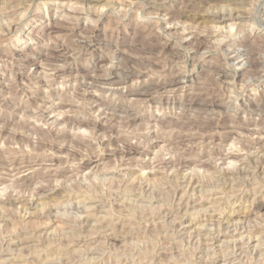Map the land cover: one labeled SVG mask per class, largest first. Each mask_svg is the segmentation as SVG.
I'll return each mask as SVG.
<instances>
[{"label":"rangeland","instance_id":"374dc122","mask_svg":"<svg viewBox=\"0 0 264 264\" xmlns=\"http://www.w3.org/2000/svg\"><path fill=\"white\" fill-rule=\"evenodd\" d=\"M263 1L247 0L248 21L232 28L204 22L207 10L228 7L225 0H0V260L6 263L10 241L37 236L47 224L64 229L62 239L56 231L53 243L37 246L70 244L63 264L90 258L89 264H205L225 251L236 264H264V245L256 253L232 242L216 245L217 226L209 222L208 230H185L192 192L181 184L186 175L210 182L247 166L237 197L232 186H221L227 191L221 209L240 220L231 230L264 231ZM162 5L166 12L158 11ZM32 167L37 172L29 179H15ZM150 176L153 187L139 184ZM48 189L65 206L30 215L29 201ZM89 206L109 221L87 224ZM110 224L113 229L103 230ZM95 226L100 230L93 236Z\"/></svg>","mask_w":264,"mask_h":264},{"label":"bare ground","instance_id":"6f19581e","mask_svg":"<svg viewBox=\"0 0 264 264\" xmlns=\"http://www.w3.org/2000/svg\"><path fill=\"white\" fill-rule=\"evenodd\" d=\"M203 1H205V0H203ZM208 1V0H207ZM212 1V0H211ZM225 1H227L228 3L226 4V6H228V7H231V9L230 8H228V7H223V6H221V8L220 9H216V10H207L208 12H206V13H204V15H203V17L204 18H206V19H208V20H206V21H204L205 23L208 21V22H210V23H212V24H215V25H217V27L218 26H232V28L234 27L235 28V26H237L236 24H243V23H245V21H248V19H246V17L248 16V13H247V11H248V9L245 7L247 4H248V2H247V0H225ZM231 1V2H230ZM56 2V1H55ZM264 2V1H263ZM250 3V2H249ZM204 4V3H203ZM152 5V4H151ZM249 5V4H248ZM78 6V5H77ZM249 7V6H248ZM214 9V8H213ZM158 11H162V12H166L167 10H166V7L164 6V5H162L161 7H159L158 8ZM156 13V12H155ZM169 13V12H168ZM170 14V13H169ZM162 16V15H161ZM167 16H168V14H167ZM249 16H250V14H249ZM162 18V17H161ZM194 18V17H193ZM201 19H203L202 18V16H201ZM252 19V18H251ZM251 19H250V21H251ZM257 20V17L256 18H254V20ZM201 21H203V20H201ZM253 21V20H252ZM254 22V21H253ZM54 23V22H53ZM171 23V22H170ZM255 23V22H254ZM259 23V22H258ZM169 25V24H168ZM224 26V27H225ZM255 26V24L252 26V27H254ZM203 28V27H202ZM233 30V29H232ZM202 34V33H201ZM236 34V33H235ZM208 35V34H207ZM252 36V35H251ZM259 36V35H258ZM251 38V37H250ZM261 38V37H260ZM250 40V39H249ZM253 40V39H252ZM258 40V39H257ZM264 40V39H263ZM185 40H183V42H184ZM251 41V40H250ZM182 42V43H183ZM222 42V41H221ZM249 43H251V42H249ZM255 43V42H254ZM235 44V43H234ZM245 44V43H244ZM247 44V43H246ZM246 44H245V46H246ZM253 44V43H252ZM255 45V44H254ZM253 45V47H255ZM259 45H260V42H259ZM263 45V44H262ZM252 46V45H251ZM247 47V46H246ZM257 48V47H256ZM252 49V48H251ZM258 49V48H257ZM247 51V50H246ZM245 51V52H246ZM248 52H250V51H248ZM236 53V52H235ZM227 54V53H226ZM232 55H234V54H232ZM26 58V57H25ZM236 58V57H235ZM25 61V60H24ZM185 74V73H184ZM182 75V74H181ZM178 78V77H177ZM181 81V80H180ZM171 82V81H170ZM176 82V81H175ZM178 82V81H177ZM163 84V83H162ZM157 87H159V86H157ZM158 89V88H157ZM154 92V91H153ZM160 92V91H159ZM187 92V91H186ZM190 93H191V91H189ZM193 95H197V94H193ZM199 97V96H198ZM77 100V99H76ZM81 101V100H80ZM252 101V100H251ZM254 102V101H253ZM252 104V103H251ZM253 106V105H252ZM257 106V105H256ZM255 106V107H256ZM105 107V106H104ZM107 109V108H106ZM200 109V108H199ZM204 109V108H203ZM259 109V108H258ZM196 110V109H195ZM201 110V109H200ZM213 110V109H212ZM198 111V110H197ZM205 111V110H204ZM259 111H260V109H259ZM211 112V111H210ZM251 112V111H250ZM209 113V112H208ZM252 113V112H251ZM203 115V114H202ZM211 115V114H210ZM219 118V117H218ZM252 125V124H251ZM253 126V125H252ZM155 128V127H154ZM255 128V127H254ZM257 128V127H256ZM234 130V129H233ZM260 132V131H259ZM259 135V134H258ZM260 137V136H259ZM161 138V137H160ZM57 141V140H56ZM158 141V140H157ZM257 142V141H256ZM62 145H64V144H62ZM255 148V147H254ZM60 149V148H59ZM129 150V149H128ZM263 150H264V148H263ZM261 153V152H260ZM51 154V153H50ZM56 154V153H55ZM232 154V153H231ZM259 153H257V155H258ZM261 159H262V161L264 162V154H262L261 156H259ZM258 157V158H259ZM162 159V158H161ZM227 159V158H226ZM223 160V159H222ZM246 160V159H245ZM151 162V161H150ZM227 162V161H226ZM99 164V163H98ZM42 165H44V164H42ZM46 165V164H45ZM244 165V164H243ZM249 165V164H248ZM36 166V165H35ZM241 166V165H240ZM26 167V166H25ZM24 167V168H25ZM29 167V166H28ZM97 167V166H96ZM244 167H247V166H244ZM243 166L241 167V168H237L238 170H237V172H235V173H230V174H228V175H226L225 177H224V179H222V180H211L210 182H207L209 179H207L206 181H204V178H203V180H200V178L198 179L197 177H188L187 175L186 176H184V178H183V182H181V184L182 185H186V189H190L191 190V192L192 193H190V191H189V193H190V195L186 198V200H187V205H185L184 203H185V199H184V192L183 191H187V190H184V188L182 187V185H181V187L183 188V190L180 192L181 193V195H180V197H182L185 201H184V205H185V207H186V210L187 211H191V215H193L192 216V218H191V221H189L188 222V227H190V228H185V230H193V232L194 233H196L195 231H204V230H208V222L212 225V226H217L215 229H213V231L209 228V230H211L212 232H214V230H216L215 231V233L214 234H216V236H213V237H215L213 240H214V242L216 243V245L217 244H220V246H222V245H224V244H228V243H230V242H232V243H234V245H235V247L237 246V248H239L238 246H243V245H246V247H248L249 249H251L252 251H254V253H256V252H258V251H260L261 250V248H262V245H264V231L260 234V236H252V235H250V233H248L247 232V230L245 231V230H239V229H234V228H232L233 230H231V227H232V225H233V223L235 224V223H240V220H238L237 218V220L239 221H233V220H231V218H230V216H228L227 217V215H225V213L223 212V210L221 209V206H222V201L223 200H225V196H224V194L226 193L227 194V191H225L224 192V188L223 189H221V186L222 185H224L225 187H226V185H230V186H232L233 188H234V192L232 193V191H231V193L232 194H230V192H228V194H230V195H233V196H231V197H237V191L239 192V190L238 189H240V188H238V185L241 183V182H246L247 180H248V170H247V168L245 169ZM34 168H36V167H32V168H29V169H27V170H24V171H22V172H25V173H28V175H24V176H19V172H17L15 175H14V177H15V179H17V180H19V181H25V180H27V179H29L30 178V175L31 174H36V172H37V169L36 170H33ZM23 169V168H22ZM130 170V169H129ZM131 170H132V168H131ZM164 170V169H163ZM189 170V169H188ZM258 170V169H257ZM48 172H50V175L49 176H57L58 175V172H56L57 170H47ZM133 171V170H132ZM172 171V170H171ZM192 171V170H191ZM222 171V170H221ZM264 171V167H263V169H262V172ZM148 172H150V171H148ZM194 172V171H193ZM192 172V173H193ZM205 172V171H204ZM261 172V171H260ZM150 173H152L151 175L153 176L154 174H156L157 173V171H154V168H153V172L151 171ZM159 173V172H158ZM93 174V173H92ZM145 174V173H144ZM166 174H168V173H166ZM215 174V173H214ZM223 174V173H222ZM261 174V173H260ZM141 175V174H140ZM216 175V174H215ZM215 175H213L214 177H216ZM264 175V174H263ZM17 176V177H16ZM31 176H33V175H31ZM156 176V175H155ZM221 176V175H220ZM21 177V178H20ZM77 177V176H76ZM108 177V176H107ZM137 177V176H136ZM141 177V176H140ZM146 177V176H145ZM157 177V176H156ZM206 177V176H205ZM217 177H218V175H217ZM255 177V176H254ZM152 178L153 177H147V178H144L145 179V181H141V182H139V180H137V182H139V184L140 185H147L148 187H153L152 185H153V180H152ZM155 178V177H154ZM163 178V177H162ZM222 178V177H221ZM221 178H219V179H221ZM11 179V178H10ZM84 179V178H83ZM137 179H140V178H137ZM174 179V178H173ZM262 179V178H261ZM264 179V178H263ZM263 179H262V181H263ZM118 180V179H117ZM133 180H135V179H133ZM256 180V179H255ZM82 181V180H81ZM112 181H113V179H112ZM161 181H163V180H161ZM75 182V181H74ZM80 182V181H79ZM118 182V181H117ZM132 182H135V181H132ZM165 182V181H164ZM175 182V181H174ZM259 182V181H258ZM129 183V182H128ZM222 183H224V184H222ZM21 184V183H20ZM110 184H111V182H110ZM137 184V183H136ZM165 184V183H164ZM164 184H160V185H164ZM260 184V183H259ZM57 185V184H56ZM129 185V184H128ZM139 185V186H140ZM157 185V184H156ZM160 185L158 184V186L160 187ZM255 185V184H254ZM253 185V186H254ZM15 186V185H14ZM109 186V185H108ZM131 186V185H130ZM133 186V185H132ZM135 186V185H134ZM157 186V187H158ZM236 186H237V188H236ZM263 186H264V184H263ZM126 187V186H125ZM141 187V186H140ZM145 187V186H144ZM148 187H145L146 189L148 188ZM155 187V186H154ZM156 187V188H157ZM158 187V188H159ZM242 187V186H241ZM257 187V186H256ZM259 187V186H258ZM55 188V187H54ZM129 188V187H128ZM150 188H148V189H150ZM236 188V189H235ZM127 189V188H126ZM131 189V188H130ZM135 188H133V190H134ZM142 189V188H141ZM242 189V188H241ZM253 189V188H252ZM252 189H250V191L252 192ZM255 189V188H254ZM257 189V188H256ZM90 190V189H89ZM125 190V189H124ZM144 190V189H143ZM152 190V189H151ZM155 190V189H154ZM165 190V189H164ZM228 190H230V189H228ZM14 191V190H13ZM138 191V190H137ZM146 191V190H145ZM150 190H148V192H149ZM156 191V190H155ZM180 191V190H179ZM241 191V190H240ZM249 190H248V192H250ZM253 191H255V190H253ZM67 192H68V190H67ZM94 192V191H93ZM124 192V191H123ZM130 192V191H129ZM147 192V193H148ZM152 192H154L153 190H152ZM160 192V191H159ZM183 192V193H182ZM244 192V191H243ZM247 192V193H248ZM89 193H91V192H89ZM97 193V192H96ZM96 193L94 192V195H96ZM161 193V192H160ZM165 193V192H164ZM187 193H188V191L186 192V196H187ZM241 193V192H240ZM255 193V192H254ZM260 193V192H259ZM99 194V193H98ZM150 194H151V192H150ZM225 194V195H226ZM242 194V193H241ZM54 195H56V196H54ZM65 195V194H64ZM71 195V194H70ZM149 195V194H148ZM219 195H223L222 197L220 196L219 197ZM243 195V194H242ZM3 196V195H2ZM23 196V195H22ZM32 196V195H31ZM86 196V195H85ZM101 196V195H100ZM100 196H98L99 198H101ZM144 196V195H143ZM167 196H169V195H167ZM255 196V195H254ZM25 197V196H24ZM82 197H83V195H82ZM151 197H152V195H151ZM175 197V196H174ZM60 198H62V196H61V194H57V192H56V190H51V189H48V190H45L43 193H41L39 196H37L35 199H32L31 201H29V210H31V213H30V215H35L36 213H38L39 212V214H41L42 215V212H44L45 210H53V209H56V208H60V207H64L65 205H63L64 203L61 201V199ZM81 198V197H80ZM89 198H90V196H89ZM93 198V197H92ZM91 198V199H92ZM153 198V197H152ZM160 198H161V196H160ZM84 199V198H83ZM90 199V200H91ZM150 199V198H149ZM157 199V198H156ZM167 199H168V197H167ZM180 199V201H181V198H179ZM179 199L177 200L178 202H179ZM233 199H235V198H233ZM90 200H89V202H90ZM103 200V199H102ZM130 200V199H129ZM128 200V201H129ZM132 200V199H131ZM135 200V199H134ZM237 200V199H236ZM85 201V200H84ZM92 201V200H91ZM133 201V200H132ZM76 202H77V200H76ZM122 202V201H121ZM124 202V201H123ZM131 202V201H130ZM153 202V201H152ZM181 202H183V201H181ZM225 202V201H224ZM82 203V202H81ZM91 203V202H90ZM133 204V203H132ZM138 204V203H137ZM238 204H239V202H238ZM120 205H122V204H120ZM226 205V204H225ZM93 206H95V205H93ZM93 206H89V207H87V208H85V209H87L86 210V212H87V215H86V213L84 214V215H86V223L88 224V223H90L91 221H93V220H97V222L98 221H101V222H108L109 221V217H108V215H104L103 216V213H102V215H97L95 212L93 213ZM135 206V205H134ZM139 207H140V205H138ZM138 206H137V210H138ZM145 206V205H144ZM144 206H142V207H144ZM146 206H147V204H146ZM149 206V205H148ZM160 206V205H159ZM162 206H163V204H162ZM166 206V205H165ZM168 206V205H167ZM179 206H180V204H179ZM181 206H183V205H181ZM235 206V205H234ZM21 207V206H20ZM86 207V206H85ZM112 207V206H111ZM119 207V206H118ZM121 207H123V206H121ZM124 207H126V206H124ZM123 207V208H124ZM130 207H132V206H130ZM142 207H140V209L142 208ZM151 207H153L152 205H151ZM158 207V206H157ZM3 208V207H2ZM13 208H14V206H13ZM134 208H136V207H132V209H134ZM145 208V207H144ZM159 208V207H158ZM161 208V207H160ZM184 208V207H183ZM182 208V209H183ZM19 209V208H18ZM97 209V208H96ZM110 209V208H109ZM128 209H130L131 210V208H128ZM146 209V211H147V214H148V210H147V208H145ZM181 209V208H180ZM130 210H126V211H130ZM141 210H143V209H141ZM7 211V210H6ZM140 211V210H139ZM153 211V213L155 212V209H153L152 210ZM166 211H168V210H166ZM27 212H30V211H27ZM47 212V211H46ZM98 212V211H97ZM121 212V211H120ZM133 212H135V210L133 211ZM171 212V211H170ZM184 212H186V211H184ZM1 213L2 214H4V210L2 209L1 210ZM6 213V212H5ZM76 213V212H75ZM127 213V212H126ZM129 213V212H128ZM139 213V212H138ZM142 212H140V214H141ZM145 213V212H144ZM150 213H151V211H150ZM157 213H159V212H157ZM163 213V212H162ZM182 213V212H181ZM180 213V214H181ZM1 214V215H2ZM28 214V213H27ZM98 214H101V212H98ZM155 214V213H154ZM166 214V213H165ZM184 214V213H183ZM188 214V213H187ZM231 214V216H234V217H239L240 218V212L238 211V210H233L232 211V213H230ZM62 215V214H61ZM64 215V214H63ZM114 215V214H113ZM127 215H131V214H127ZM142 215V214H141ZM163 216H164V214H162ZM170 215V214H169ZM6 216V215H5ZM4 215H3V219H5L4 217H5ZM72 216V215H71ZM147 216H149V215H147ZM150 216H151V214H150ZM54 217V216H53ZM79 217V216H78ZM132 217V216H131ZM130 217V218H131ZM136 218H137V216H135ZM141 217V216H140ZM140 217H138V218H140ZM165 217V216H164ZM183 217V216H182ZM187 217H188V215H187ZM22 218V217H21ZM55 218V217H54ZM58 220H59V218L58 217H56ZM83 218V217H82ZM125 218V217H124ZM133 219H134V217H132ZM131 218V219H132ZM152 218V217H151ZM177 218V217H176ZM183 218H186V214H185V217H183ZM243 218V217H242ZM23 219V218H22ZM56 219V220H57ZM127 219V218H126ZM142 219V218H141ZM140 219V220H141ZM241 219V218H240ZM7 220V219H6ZM75 220V219H74ZM83 220V219H82ZM134 220H136V219H134ZM138 220V219H137ZM176 220V219H175ZM8 221V220H7ZM7 221H6V223H7ZM145 221V220H144ZM1 222V221H0ZM25 222V221H24ZM83 222V221H82ZM132 222V221H131ZM159 222V221H158ZM174 222V221H173ZM172 222V223H173ZM257 222V221H256ZM66 223H68V222H66ZM77 223V222H76ZM100 223V222H99ZM129 223V222H128ZM136 223H138L137 221H136ZM171 223V224H172ZM19 224H22V223H19ZM23 224H25V223H23ZM28 224V223H27ZM75 224V223H74ZM80 224V223H79ZM96 224H98V223H96ZM102 224V223H101ZM105 224V223H104ZM109 224V223H108ZM159 224V223H158ZM60 225V224H59ZM75 225H77V224H75ZM81 225H82V223H81ZM80 225V226H81ZM84 225V224H83ZM82 225V226H83ZM91 225H94V223H92ZM237 225V224H236ZM240 225V224H239ZM239 225H237L238 227H239ZM255 225V224H254ZM28 226V225H27ZM43 226V225H42ZM41 226V227H42ZM107 227L106 228H103V230H105V229H108V226H111V224L110 225H106ZM114 226H115V224H114ZM136 226V225H135ZM186 226V227H187ZM234 226V225H233ZM241 226V225H240ZM16 227V226H15ZM25 227V226H24ZM44 228H43V231H42V233L41 234H39L38 233V235L37 236H34V235H31V236H28V237H26L25 236V238H18L17 240H16V238L11 242L10 241V243L9 242H7V243H9V244H7L9 247H6L7 248V250H8V252L3 256V257H5L4 258V261L6 262V263H4L3 261H1V263L3 262L4 264H63V263H65V260L67 259V258H69L70 257V255H69V257H67V254H70V252L68 251V249L67 248H69L68 246L70 245V244H68L67 245V248H65V246L66 245H61V243H60V245L62 246V247H64V248H55V246L54 245H52V244H47V247H45V248H43V246H42V248L43 249H41V248H39L38 246H37V243H38V241L39 240H45L46 242H47V240L46 239H51L52 238V243H53V237L52 236H54V234H55V232L57 231L55 228L54 229H51V228H49L48 226H47V224H46V226H43ZM73 227V226H72ZM112 227V226H111ZM122 227V226H121ZM132 227V226H131ZM138 227V226H137ZM237 227V228H238ZM262 227V226H261ZM19 228V227H18ZM28 228V227H27ZM78 228V227H77ZM81 228V227H80ZM94 228V227H93ZM95 228H97V226H95ZM94 228V233H93V231H91L93 234V236H94V234H98L97 232L100 230V228H102V225H101V227L99 228V230H98V228L97 229H95ZM115 228V227H114ZM130 228V227H129ZM135 229H138L139 230V227L138 228H136V227H134ZM141 228V227H140ZM154 228V227H153ZM214 228V227H213ZM220 228L222 229V230H220ZM12 229H14L15 230V228L13 227ZM35 229H37V228H35ZM57 229H60L59 227L57 228ZM75 229V228H74ZM74 229H73V231H74ZM111 229H113V227L111 228ZM116 229V228H115ZM123 229V228H122ZM127 229V228H126ZM131 229V228H130ZM142 229V228H141ZM165 229H166V227H165ZM180 229V228H179ZM244 229H246V228H244ZM264 229V228H263ZM21 230H23V228L21 229ZM61 230V229H60ZM59 230V231H60ZM67 230V229H66ZM69 230H71V229H69ZM91 230H92V228H91ZM95 230L97 231L96 233H95ZM143 230V229H142ZM249 230V229H248ZM12 231V230H11ZM17 231V230H16ZM26 231V230H25ZM41 231V230H40ZM59 231H57V232H59ZM62 231H64V229H62ZM62 231H60L61 233H60V236H61V239H62ZM72 231V230H71ZM72 231V232H73ZM108 231V230H107ZM114 231V230H113ZM121 231V230H120ZM129 231V230H128ZM132 231H134V229L132 230ZM13 232V231H12ZM36 232V231H35ZM37 232H39V231H37ZM65 232V231H64ZM67 232H68V230H67ZM75 232H76V229H75ZM74 232V233H75ZM87 232H88V230H87ZM90 232V233H91ZM112 232V231H111ZM136 232H137V230H136ZM188 232V231H187ZM191 233H192V231H190ZM207 232V231H206ZM205 232V233H206ZM211 232V233H212ZM11 233V232H10ZM77 233H78V230H77ZM76 233V234H77ZM101 233V232H100ZM107 234H108V232H106ZM110 233V232H109ZM138 233V232H137ZM142 233H144V232H142ZM184 233V232H183ZM15 235V232L14 233H11V236L12 235ZM16 234H17V232H16ZM58 235H59V233H57ZM65 234V233H64ZM111 234V233H110ZM114 234V233H113ZM124 234V233H123ZM133 234V233H132ZM134 234H136L135 232H134ZM133 234V235H134ZM197 234H199V233H197ZM209 234V233H208ZM213 234V235H214ZM255 234V233H254ZM6 235V234H5ZM20 235V234H19ZM24 235V234H23ZM58 235H55V237L57 238L58 237ZM72 235H73V233H72ZM71 235V237H74V235L72 236ZM90 236V237H93V236ZM201 235V234H200ZM203 235V234H202ZM207 235V234H206ZM17 236V235H16ZM70 236V235H69ZM76 236V235H75ZM88 236H89V234H88ZM108 236V235H107ZM114 236V235H113ZM124 236V235H123ZM128 236V235H127ZM187 236V235H186ZM189 236V235H188ZM197 236V235H196ZM24 237V236H23ZM64 237V236H63ZM67 237V236H66ZM80 237V236H79ZM79 237H77V238H79ZM126 237V236H125ZM130 237V236H129ZM191 237V236H190ZM198 237V236H197ZM212 237V236H211ZM210 237V238H211ZM212 237V238H213ZM114 238V237H113ZM189 238V237H188ZM208 238V237H207ZM60 239V238H59ZM66 239V238H65ZM74 239H75V237H74ZM133 239V238H132ZM136 239V238H135ZM12 240V239H11ZM117 240V239H116ZM138 240H139V238H138ZM140 240H142V239H140ZM150 240V239H149ZM212 240V239H211ZM51 241V240H50ZM68 241V240H67ZM145 241H147V240H145ZM152 241V240H151ZM188 241V240H187ZM58 242V241H57ZM143 243L142 244H144V247L146 248V244H148V242H146V244L144 243V240L142 241ZM189 242V241H188ZM205 242V241H204ZM54 243H55V245H56V240L54 241ZM124 243V242H123ZM122 243V244H123ZM137 243V242H136ZM207 243H208V241H207ZM211 243H212V241H211ZM44 244H46V243H44ZM98 244V243H97ZM120 244V243H119ZM141 244V241H140V243H139V245ZM177 244H179V243H177ZM195 244H197V243H195ZM206 244V243H205ZM100 245V244H99ZM126 245V244H125ZM149 245V244H148ZM170 245H171V243H170ZM207 245V244H206ZM59 246V245H58ZM76 246V245H75ZM79 246V245H78ZM90 246H92V245H90ZM131 246H133V244L131 245ZM141 246H143V245H140V247ZM150 246V245H149ZM148 246V247H149ZM152 246H153V244H152ZM177 246V245H176ZM205 246V245H204ZM207 246H209V245H207ZM211 246H213V243L211 244ZM219 246V245H218ZM225 246V245H224ZM227 247H226V249L228 248V245H226ZM84 247V246H83ZM93 247V246H92ZM95 248H91L90 247V249H88V254L87 253H85V254H87V255H91V257L92 256H94L95 254H96V249L98 248H96V246H94ZM101 247V246H100ZM139 247V248H140ZM148 247L146 248V249H148ZM167 247V246H166ZM197 247V246H196ZM215 248L217 247V246H214ZM213 247V248H214ZM223 247V246H222ZM231 247V246H230ZM234 247V246H233ZM245 247V248H246ZM9 248V249H8ZM71 248V247H70ZM114 248V247H113ZM127 248V247H126ZM126 248H124V249H126ZM142 248V247H141ZM153 248V247H152ZM152 248H151V250H152ZM176 248V247H175ZM210 248V247H209ZM244 248V247H243ZM245 248L243 249V250H245ZM248 248L246 249V250H248ZM5 249V248H4ZM132 249V248H131ZM143 249V248H142ZM146 249H144L145 251H146ZM196 249V248H195ZM242 250V248L240 247L239 248V250ZM23 250H27V251H30V253L29 254H27V255H25L26 253H25V251H24V253H22V251ZM77 250V249H76ZM75 250V251H76ZM84 250V249H83ZM129 250V249H128ZM149 250V249H148ZM182 250V249H181ZM212 250V249H211ZM211 250H209V251H211ZM218 250V249H217ZM221 250V249H220ZM237 250V249H236ZM48 251H54V253L53 254H56L55 256H52V257H47L46 255H48ZM72 251V250H71ZM78 251V250H77ZM102 251V250H101ZM104 251V250H103ZM154 251V250H153ZM221 251H224L223 249L221 250ZM5 252V251H4ZM72 252H74V251H72ZM143 253H144V251H142ZM149 252V251H148ZM204 252V251H203ZM207 253H208V251H206ZM235 252V251H234ZM239 254H240V252L239 251H237ZM75 253V252H74ZM107 253V252H106ZM138 253V252H137ZM219 253V252H218ZM221 253V252H220ZM223 253H228L227 254V256H224V255H222V254H220L221 255V257H218V255H217V258H215L214 257V259H213V257H212V259H207V262H205V261H203V260H201V261H203V262H205V264H208V263H211V264H234L235 263V261L233 262V259H231V257L229 258L228 257V255H230V251H228V252H223ZM4 254V253H3ZM50 254V253H49ZM72 254V253H71ZM82 254V253H81ZM103 254V253H102ZM144 254H147V253H144ZM152 254V253H151ZM238 254V256H240ZM79 255V254H78ZM87 255H86V257L85 258H83V259H87L88 257H87ZM105 255V254H104ZM103 255V256H104ZM139 255V254H138ZM150 255V254H149ZM153 255V254H152ZM181 255V254H180ZM209 255V254H208ZM219 255V256H220ZM232 255H233V253H232ZM242 255H244V254H242ZM255 255V254H254ZM76 256H77V253H76ZM80 256V255H79ZM79 256H77L78 258H80ZM83 256H85V255H83ZM82 256V257H83ZM96 256H98V255H96ZM101 256V255H100ZM125 256V255H124ZM172 256V255H171ZM203 256V255H202ZM234 256V255H233ZM237 256V258L236 259H239V257ZM245 256V255H244ZM243 256V257H244ZM263 256V255H262ZM2 257V256H1ZM75 257V256H74ZM138 257V256H137ZM147 257V256H146ZM149 257V256H148ZM173 257V256H172ZM183 257V256H182ZM181 257V258H182ZM205 257V256H204ZM241 257V256H240ZM250 257V256H249ZM76 258V257H75ZM95 258V257H94ZM151 258V257H150ZM185 258V257H184ZM190 258V257H189ZM192 258V257H191ZM234 258V257H233ZM242 258V257H241ZM70 259V258H69ZM82 259V258H81ZM80 259V260H81ZM92 258H90L89 260H91ZM121 259V258H120ZM145 259V258H144ZM175 259V258H174ZM180 259V258H179ZM188 259V258H187ZM263 259V258H262ZM71 260H73V259H71ZM79 260V259H78ZM89 260H87L88 262V264H89ZM126 260V259H125ZM149 260V259H148ZM151 260V259H150ZM190 260V259H189ZM240 260H242V259H240ZM248 259H246V261H247ZM250 260V259H249ZM257 260V259H256ZM68 262H70L69 260H67ZM76 259H75V263H76ZM94 261H96V260H94ZM146 261H147V258H146ZM190 261H192V260H190ZM244 261V260H243ZM74 262V261H73ZM86 262V261H85ZM142 262H144V261H141V263ZM149 262V261H148ZM147 262V264H149ZM252 262V261H251ZM71 263V262H70ZM92 264H93V261L91 262ZM159 263V262H158ZM157 263V264H158ZM245 263V262H244ZM243 263V264H244ZM68 264V263H67ZM139 264V263H138ZM162 264V263H161ZM236 264V263H235Z\"/></svg>","mask_w":264,"mask_h":264}]
</instances>
